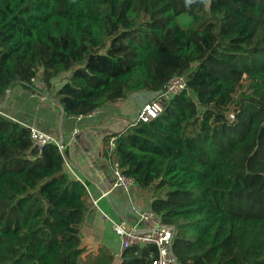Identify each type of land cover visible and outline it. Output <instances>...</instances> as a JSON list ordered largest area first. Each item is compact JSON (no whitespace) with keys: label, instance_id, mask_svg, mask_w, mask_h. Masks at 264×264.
Listing matches in <instances>:
<instances>
[{"label":"trees","instance_id":"trees-1","mask_svg":"<svg viewBox=\"0 0 264 264\" xmlns=\"http://www.w3.org/2000/svg\"><path fill=\"white\" fill-rule=\"evenodd\" d=\"M177 76L191 95L105 142L176 227L180 264H264V0H0L2 99L38 77L77 117ZM67 157L0 114V264H153L145 248L116 263L88 247Z\"/></svg>","mask_w":264,"mask_h":264},{"label":"crops","instance_id":"crops-1","mask_svg":"<svg viewBox=\"0 0 264 264\" xmlns=\"http://www.w3.org/2000/svg\"><path fill=\"white\" fill-rule=\"evenodd\" d=\"M28 94L25 88L11 91L8 97L0 99V114L28 128L35 126L63 144L69 162L65 163V171L80 180L89 194L81 225L85 243L89 248L109 249L118 263L122 252L112 223L120 219L136 223L139 213L151 208V194L137 186L129 193L116 189L105 195L112 179L105 138L129 129L135 122L134 113L129 116V110L119 102L104 107L92 119L77 121L66 117L51 95L47 102H39Z\"/></svg>","mask_w":264,"mask_h":264},{"label":"built area","instance_id":"built-area-1","mask_svg":"<svg viewBox=\"0 0 264 264\" xmlns=\"http://www.w3.org/2000/svg\"><path fill=\"white\" fill-rule=\"evenodd\" d=\"M31 84L29 95L32 99H37L40 102H45L49 99L47 85L42 79L34 77L31 80ZM184 92L191 95L185 76H177L171 79L158 99L141 114L137 122L158 117L169 100ZM101 113V109H95L87 115L71 118L81 121L83 119H92ZM230 118L234 119V114ZM29 129L30 138L38 148L42 149L44 146L54 143L60 149L61 142L50 134L35 126H31ZM76 133L77 131H75ZM106 149L112 179L105 195L107 196L116 189L129 193L132 188L136 187V182L133 178L127 177L119 165L117 159V137H112L106 142ZM66 164L69 165L68 160H66ZM94 203L96 204L97 202ZM138 216L139 220L136 223H132L127 219H120L112 223L113 231L120 239V251L123 252L130 248H145L150 253V257L156 252L157 257L153 264H180L174 251V238L177 234L176 227L164 223L151 209L141 211Z\"/></svg>","mask_w":264,"mask_h":264},{"label":"rangeland","instance_id":"rangeland-1","mask_svg":"<svg viewBox=\"0 0 264 264\" xmlns=\"http://www.w3.org/2000/svg\"><path fill=\"white\" fill-rule=\"evenodd\" d=\"M182 19L183 20H186V21H189V18L188 17H185V18H182ZM63 82H64V79H58L55 82V84H54V89L58 88ZM14 90L15 91L16 90L24 91V88L21 87V86H14L11 89V91H14ZM160 94H149V93H144V92L132 93L127 98H125L124 100H122L120 102L123 103V108L124 109L129 110V116H131L134 113V121L137 122V120L140 118L141 114L145 110H147V108L155 100L158 99V97L160 96ZM48 95H51V91H48ZM29 97H30V95H29ZM0 99L2 100L1 97H0ZM45 102H47V101H45Z\"/></svg>","mask_w":264,"mask_h":264},{"label":"water","instance_id":"water-1","mask_svg":"<svg viewBox=\"0 0 264 264\" xmlns=\"http://www.w3.org/2000/svg\"><path fill=\"white\" fill-rule=\"evenodd\" d=\"M13 85H14V83H12V84L10 85V87L8 88V90H7V92H6V97L9 96V94H10V92H11V87H12ZM61 109H62V111H63V108H62V107H61ZM60 151H61V153L63 154L64 146H63L62 143H61Z\"/></svg>","mask_w":264,"mask_h":264}]
</instances>
